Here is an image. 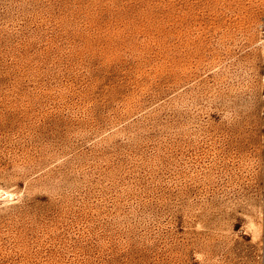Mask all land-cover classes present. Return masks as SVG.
<instances>
[{"label":"rangeland","instance_id":"rangeland-1","mask_svg":"<svg viewBox=\"0 0 264 264\" xmlns=\"http://www.w3.org/2000/svg\"><path fill=\"white\" fill-rule=\"evenodd\" d=\"M2 193L0 264H264V0H0Z\"/></svg>","mask_w":264,"mask_h":264},{"label":"bare ground","instance_id":"bare-ground-1","mask_svg":"<svg viewBox=\"0 0 264 264\" xmlns=\"http://www.w3.org/2000/svg\"><path fill=\"white\" fill-rule=\"evenodd\" d=\"M3 195V193L2 194H0V197ZM3 198V197H2ZM6 198V197H5Z\"/></svg>","mask_w":264,"mask_h":264}]
</instances>
